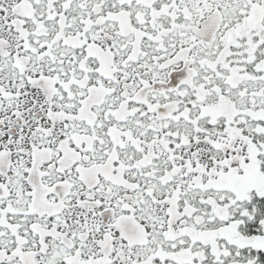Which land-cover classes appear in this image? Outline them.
<instances>
[{
	"label": "snow or ice",
	"instance_id": "1",
	"mask_svg": "<svg viewBox=\"0 0 264 264\" xmlns=\"http://www.w3.org/2000/svg\"><path fill=\"white\" fill-rule=\"evenodd\" d=\"M0 264H264V0H0Z\"/></svg>",
	"mask_w": 264,
	"mask_h": 264
}]
</instances>
